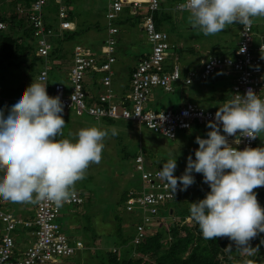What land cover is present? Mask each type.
Masks as SVG:
<instances>
[{
	"label": "clouds",
	"instance_id": "1",
	"mask_svg": "<svg viewBox=\"0 0 264 264\" xmlns=\"http://www.w3.org/2000/svg\"><path fill=\"white\" fill-rule=\"evenodd\" d=\"M179 9L188 13L192 27L205 36L234 23L247 31L254 18H264V0H183ZM68 19L71 29L64 31L72 32L76 28ZM46 84L32 79L6 109H0V199L5 201L47 200L61 206L89 165L100 162L104 139L117 135L115 128L87 126L63 137L64 105L59 95L47 93ZM207 127L205 137H196L195 158L187 157L181 175H174V157L162 164L157 176L174 194L178 186L184 191L194 183L193 172L202 174L209 190L189 206L202 237H228L235 247L250 248L249 241L264 232V208L254 192L264 188V145L238 148L233 144L238 145L240 137L257 139L264 132V98L251 88L243 95L234 93L219 104Z\"/></svg>",
	"mask_w": 264,
	"mask_h": 264
},
{
	"label": "built area",
	"instance_id": "2",
	"mask_svg": "<svg viewBox=\"0 0 264 264\" xmlns=\"http://www.w3.org/2000/svg\"><path fill=\"white\" fill-rule=\"evenodd\" d=\"M105 1L107 35L98 52L80 44L73 46L71 62L67 68L64 67L66 69L62 73L65 81L52 79V67L48 61L49 53L54 47L53 38L60 36L62 31L71 29L67 4L64 0H54L57 7V26L49 25L46 18L44 19L43 10L48 0H33L27 6H16V11L25 18L27 27L31 30L35 43L34 54L43 60L36 80L47 83L46 91L50 96L59 95L64 105L63 111L72 110L78 116L86 114L94 119L129 120L144 125L153 133L174 139L180 132L196 126H207V121L213 118L216 110L191 100L177 108L153 110L146 106L153 88L171 92L177 83L188 85L196 80L203 82L209 76L221 72L232 76L229 88L231 96L237 92L243 95L251 88L264 98V40L254 39L253 25L245 31L239 24L238 42L232 50L227 53L208 54L200 59L199 68H190L184 72L177 54L173 51L175 45L169 41L168 33L155 26L153 14L160 9L161 0ZM182 2H176L174 8L180 10L179 5ZM125 7L133 15L143 12L142 27L150 48L130 72L128 91L116 93L112 88V66L116 60L115 35L118 32L114 19ZM5 27V21L0 18V30ZM241 47L245 51L240 52ZM86 83L98 84L103 89L89 91L85 87ZM227 139L230 144L233 143L231 136ZM255 142L256 138L249 140L247 137H240V143L233 146L256 147ZM142 157L138 153L135 158L136 168L141 170L140 177L143 182L135 199L139 206L155 215L157 205L173 199L180 190L178 186L176 192L171 194L166 182L157 176L159 169L145 168ZM83 200L84 197L77 190L71 189L69 200L61 206L47 200L34 203L33 216L30 219H21L2 209L0 205V264H50L57 258L71 256L82 248L80 239L69 237L61 229L57 217L62 206L77 205ZM131 202L130 196L128 209ZM29 226L34 227L33 232H29L33 239L20 250L14 238L15 230ZM138 229L141 231V227Z\"/></svg>",
	"mask_w": 264,
	"mask_h": 264
},
{
	"label": "rangeland",
	"instance_id": "3",
	"mask_svg": "<svg viewBox=\"0 0 264 264\" xmlns=\"http://www.w3.org/2000/svg\"><path fill=\"white\" fill-rule=\"evenodd\" d=\"M96 2H98L97 5L102 6L100 15L96 18L97 22L102 28H105V10L103 7L104 5L106 6L105 0H96ZM15 5L16 3L14 0H0V13L4 12L6 15H10L15 11ZM84 6L86 5H83L82 7L79 6L81 14H76V19H79V22L77 23L82 26H86L88 24L87 22L90 21L89 16L82 13V10L85 11ZM90 15L93 16L94 14L90 13ZM171 15L172 20L169 23V26L165 25L162 29L168 33L173 41L180 45L194 46L193 48H190V51L183 50L184 52L178 55V59L180 60L182 56L187 55V58L185 57L184 59L195 68H199L200 59L205 58L209 52L216 53V51H211L213 47L220 50L217 53H223L228 47L234 48L238 42L237 32H239V24L234 23L226 26V28L219 33L205 36L197 28H190L192 25L189 22L188 13L186 11L173 8L171 10ZM254 20L260 21V26L255 25L254 27L255 32L257 31L255 39L256 41L259 39L264 40V18H254ZM75 35L70 39H66L70 40L67 42L68 45H73L78 41L83 42L92 49H97L93 48L95 47L93 44V41L95 40H80L78 35L77 37ZM23 40L24 42L31 44L33 42V37L25 35ZM169 41L171 42L170 39ZM132 54L133 57L136 56L135 53ZM114 56L116 57V61L112 66L114 70L112 88L116 93H121L122 91H127L129 89L128 70H130L129 66H131V59L133 58H130L129 56H124V58H122L117 51L114 53ZM29 57L30 56L25 58L23 56V61L17 63L19 59L5 58L0 49L1 99L11 98L9 97V94L17 96L21 92L17 88L21 86L20 80L24 79L26 81L34 78V75H31L32 70L29 69L27 63ZM59 59H61V57ZM62 61H69L70 64V57L65 58V60L62 58ZM62 73L63 70L54 69L51 71V77L54 81H65ZM201 83L205 87L213 86L212 88H216L221 86L223 89H226V91H229L226 87L230 88V85L232 84V76L220 72L209 76ZM8 85L12 91L8 90ZM85 87L89 91H99L103 89L98 84L86 83ZM203 90L204 89L200 86L199 88L197 87L194 89L189 85L183 86L180 85V83H177L174 92L156 89L153 94V99H149L146 106L153 110L173 108L185 100L194 101L192 97L199 93L205 95V91ZM155 96L159 98L156 99ZM11 100L0 103V109H6V106H8L6 104H10ZM63 112H66L67 115H62L66 123L62 129V134L67 137L69 136V133L75 134L80 128L87 126L115 128L118 132L117 135H109L104 139V147L100 162L91 163L85 171L84 178L77 181L71 188L77 190L83 197H86V199L89 198V201L80 205H64L57 217V220L62 225L63 231L67 235L80 239L83 243V247L78 249L71 257H59L50 264L96 263V256L100 255V251L108 248L110 244L116 241L115 235L118 233L117 227L119 224L122 226L121 233L124 236H127L129 233L127 225L129 214L131 215L135 213V209H132L133 206H139V203L135 198L138 194V188L143 184L140 177L141 170L136 168L137 164L135 163V158L137 154L139 153L143 156V166L152 169H159L167 159L175 157L176 169L174 175L179 176L184 172L187 157L191 155L193 159L195 158L194 150L198 147L196 137H205L207 135L208 127H193L189 133L185 135L179 134L176 138L169 139L153 133L144 125L135 122L107 118L93 119L86 114L78 116L72 110ZM258 136L259 137L256 139V146L264 145V132L258 134ZM192 175L195 178L194 183L186 190L179 192V197L182 199V203L185 204L193 200V198H198V195H196L194 191L199 185L204 184L202 174L193 172ZM130 192L132 202L128 209L127 206L130 205L128 203V195ZM118 200H120V203H117ZM1 201L4 204V200ZM168 201L171 200L163 201L161 203H166ZM7 204L9 203L4 205ZM11 204L15 205L13 202ZM25 205L32 207L33 203L25 202ZM167 211H170L169 214L174 213L170 208H168ZM161 212L162 213L156 211L155 215L146 214L147 220H145V223L143 224L150 227L157 225L156 228L161 226L159 221L164 223V225L169 224L170 221L168 218H170L171 215H166L167 213L165 210ZM191 220V216H187L184 219V221L187 222H190ZM142 233H146L144 227L141 228L140 234L138 233L137 237H134L133 240H137ZM119 247H121V245L117 242L115 245H112V248L114 249H119ZM256 253L257 252L253 247L251 249H244L241 254L238 253L237 258L234 259L236 256L235 254H232L229 256L231 261H227L228 263L224 262L223 264H252L254 254ZM261 264H264V262Z\"/></svg>",
	"mask_w": 264,
	"mask_h": 264
},
{
	"label": "trees",
	"instance_id": "4",
	"mask_svg": "<svg viewBox=\"0 0 264 264\" xmlns=\"http://www.w3.org/2000/svg\"><path fill=\"white\" fill-rule=\"evenodd\" d=\"M14 1L16 3L15 6L22 4L27 6L33 0ZM72 1L73 0H64L68 7ZM43 11H45L44 19L46 18L47 23L49 25L55 26L57 21V17L55 15L57 7L54 0H48V4ZM69 13V9H67V16H70ZM0 16L1 19L5 20L7 23V28L0 32V49L3 52L4 57L18 59V57L24 56L25 58H27L28 56H30L27 63L30 69H32V72L36 73L35 68L37 67V65H41L43 60L39 56H36L34 54V40L31 44H28L23 40V37L25 35L31 36L32 34L30 32L31 30L26 26V21H24L23 17L18 16L16 7L15 11L10 15H6L3 12L0 13ZM16 16L18 17V19L16 18ZM153 18L156 28H159L165 25L169 26V23L172 20V15L157 10L154 12ZM15 19L16 22H14ZM13 24L17 25V31H14V29L16 30V28ZM253 31L255 33V39L256 32L254 29ZM75 33H78V29L70 32V34L68 35V39L72 38ZM60 38V36L53 38L54 47L49 53L48 64H50V66L52 67V71L53 68L56 67L54 65L57 59L61 57L60 51L62 48V38ZM192 47L188 45L178 47L176 45L174 46V48L176 49V54L178 55L183 53V50L190 51V48ZM215 50L216 48L214 47L211 49L212 52H215ZM129 69L130 70H128V76L133 68ZM187 70V68L183 69L184 72H186ZM174 90L171 92H174ZM196 127L199 128L200 126ZM208 190V185L204 183L203 185H199V187L194 191L195 194L198 195V198H193V200H191L187 204L182 203L183 201L179 197V194L171 199V201L158 204L156 209L159 213H162L161 211L165 210L167 213L166 215H171V217L168 218L170 223L164 225V223L159 221L161 223V226H159L158 228H156L157 225L153 227H150L146 224L144 225L143 223H145V220H147L146 214L151 213L143 209V207L141 206H133L132 209H135V213L131 215L129 214V220L127 224L129 233L127 234V236H124L121 233L122 226L119 224L117 227L118 233L117 235H115L116 241L110 244L108 248L102 249L99 256L95 255L96 263L85 262V264H223L224 262L231 261L229 256L232 254H235L236 256L234 257V259L237 258L238 253L241 254L244 249L235 247V243L228 237H216L213 240H206L202 237L199 226L193 219L190 222L184 221L187 216H190V203L192 201L195 202L196 200L203 198ZM254 192L256 193L258 203L262 208H264V188H256L254 189ZM130 196L131 192L129 193L128 197ZM88 201L89 198H84L83 202H81L80 204ZM117 203H120V200H118ZM168 208L172 209V212L174 213L169 214L170 211H167ZM58 223L60 224L59 221ZM60 226L62 229L61 224ZM138 227H144L146 233H142V235H140L137 240H133L134 237H137V234L139 232ZM33 230V226L18 227L15 230L17 240H19L21 236L26 232H33ZM69 237L74 238L71 235H69ZM116 242L121 245L119 249L112 248V245H115ZM22 244L26 243L22 242ZM249 247L250 248L247 249H251L253 247L257 252L256 254H254L252 264H261L262 262H264V232H260L256 237L252 238L249 241ZM71 256H66L63 258H68Z\"/></svg>",
	"mask_w": 264,
	"mask_h": 264
},
{
	"label": "crops",
	"instance_id": "5",
	"mask_svg": "<svg viewBox=\"0 0 264 264\" xmlns=\"http://www.w3.org/2000/svg\"><path fill=\"white\" fill-rule=\"evenodd\" d=\"M178 1H182V0H161L159 11L171 14V10L174 8L175 3ZM86 2H87V4H86ZM78 3H80V4H78ZM105 3H106V6L104 5L103 7H104V10L106 12L107 11V2L105 1ZM97 4H98V2H96V0H87V1H85V0H73L69 4V7H68L69 12H70L69 13L70 19H72L73 24L75 25V28L78 29V33H75V34L78 35L80 40L81 39L89 40V41L95 40V41H93V44L95 46L93 48H97V49H93V50L96 52L99 51L100 45H101L103 39L107 35L106 28H102L96 19L98 17V15H100V10L102 9V6L97 5ZM83 5H86V6H84L85 11L82 10V13L89 16V19H90V21L87 22L88 24L86 26L78 25L77 22H79V19H76L77 18L76 14H79V15L81 14L80 7H82ZM90 13L94 14L95 16L94 15L91 16ZM142 15H143V12H141V11H139L138 14L133 15V14L129 13L127 7H125L122 10V12L119 13L117 18L114 19V24L118 28V32L115 35V39H116L115 52L117 51L118 53H120L122 58H124V56H129L130 58H133V59H131L132 63L130 62L131 63V66H129L130 68H133L135 66V64L137 63V61L149 52V48H150V45H149L148 41L146 40L145 33H144V30L142 27V19H141ZM18 16H21V15H18ZM104 16H105V13H104ZM16 18L18 19V17H16ZM24 21H25V18H24ZM14 22H16V20H14ZM259 23H260L259 20H253V24H252L253 29H254L255 25L260 26ZM14 27L16 28V30L14 29V31H17L18 30L17 25H14ZM190 28H194V27L190 26ZM159 29H162V26L159 27ZM162 30H164V29H162ZM70 32L71 31H62V36L60 35V37L62 38V39L60 38L62 40V48L60 51L61 59H59L60 57L57 59L55 65H54V66H56L55 70H58V69H61V70L64 69L65 70L67 68L66 67L67 65H64V64H69V61H62V58H64V60H65V58L70 57V62H71V54H72L71 49L74 46V44L68 45L67 42H69L70 40H66L68 38V35L70 34ZM77 35H75V36L77 37ZM130 36H132V37H130ZM169 39L171 40V43L175 44L177 47L182 46L179 43L173 41V39H171V37H169ZM76 43H81V44L85 45L83 42L77 41ZM228 48H226V51L223 53L229 52L230 50H232L233 47L229 48V50H228ZM173 51L176 53L175 48L173 49ZM215 51H216V53H212V54H220V53H217L218 51H220L218 48H216ZM132 53H135L136 56L133 57ZM208 54H211V53L209 52ZM177 56H178V54H177ZM186 56L187 55H184L180 58V60L178 59L182 68L183 69L184 68H187V69L195 68L192 66V64H189V62L184 59ZM18 59L20 61L18 60L17 63H20L21 61H23V57H18ZM115 59H116V57H115ZM60 62H61V65H60ZM39 66H40V64H39ZM39 66L37 65V67H36V73H33L31 71V75H34L33 80H36L35 75L37 74V72L39 70ZM64 67H66V68H64ZM29 69H30V67H29ZM30 70H32V69H30ZM128 73H129V71H128ZM112 80H113V78H112ZM31 81H32V79L26 80V81L24 79H22V80H20L21 86L17 87V88L21 91V88H22V90L24 88H26L31 83ZM87 84H90V83H87ZM180 85L186 86V85L181 84V83H180ZM188 85L194 89L197 87L199 88V86L202 87V89H204L203 91H205V95L203 93H201V94L199 93L198 95L193 96L192 99H194V102H196V103H198V104H200L206 108H209V109L216 110L217 107L219 106V104L223 103L226 99L231 97V92H230L229 87H226L229 91H226V89H223L221 86L216 87V88H212L213 86L212 87L211 86L205 87V86H203V84L200 81H197V80L191 84H188ZM217 88H219V89H217ZM156 89H160V88H154L152 90V92H151L152 94L149 98L150 100L153 99V97H154L153 94L155 93ZM8 90L12 91L10 89L9 85H8ZM122 92H126V91H122ZM228 95H229V97H228ZM9 97L13 98V97H15V95L12 96L9 94ZM155 97H156V99L159 98L157 96H155ZM11 98H4L3 102L9 101V100H11ZM185 101H183L179 105L183 104ZM6 105H9V104H6ZM178 106L173 107V108H177ZM6 107H8V106H6ZM63 114L67 115L66 112H63L62 115ZM115 121H117V120H115ZM120 121H123V120H120ZM124 121H129V120H124ZM98 128H103V127L98 126ZM190 131H183V132H180L179 134L185 135V134L189 133ZM62 136L67 137L63 134H62ZM57 138L59 139L61 137L58 136ZM84 198L86 199V197H84ZM1 200H3V199H0V205H1L2 209L7 210L9 212H12L17 217H19L21 219H30L33 216L34 203H33L32 207H29V206L25 205V202H13V203H15V205H12L11 201H5L4 200V204L9 203L7 205H4ZM1 231H2V225L0 223V234H1ZM14 238L16 240L17 247L20 250H22L25 246V244H22V242L27 244L29 241H31L33 239V236H31L29 232H26L24 235L21 236V238L19 240H17L16 234L14 235Z\"/></svg>",
	"mask_w": 264,
	"mask_h": 264
},
{
	"label": "bare ground",
	"instance_id": "6",
	"mask_svg": "<svg viewBox=\"0 0 264 264\" xmlns=\"http://www.w3.org/2000/svg\"><path fill=\"white\" fill-rule=\"evenodd\" d=\"M56 26V25H55ZM212 54V53H211Z\"/></svg>",
	"mask_w": 264,
	"mask_h": 264
}]
</instances>
